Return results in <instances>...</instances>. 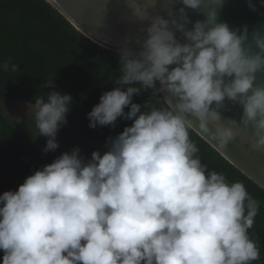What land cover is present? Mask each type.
<instances>
[{"label": "clouds", "instance_id": "obj_1", "mask_svg": "<svg viewBox=\"0 0 264 264\" xmlns=\"http://www.w3.org/2000/svg\"><path fill=\"white\" fill-rule=\"evenodd\" d=\"M149 2L155 7L157 0ZM208 2L182 0L174 11V0H168L170 19L155 15L139 49H119L116 87L87 114L92 128L115 126L117 118L132 120L108 138L106 152L93 151L85 161L73 148L27 176L18 190L0 194V264H252L260 259L249 233L257 200L242 182L230 183L223 173L207 169L190 129L196 127L223 150L242 126L251 130L253 148L264 147V84L254 83L256 73L264 72V31L253 30L249 41L246 25L234 30L218 21L223 0L205 7ZM129 3L143 19L145 5ZM186 8L203 9L205 19L188 28ZM18 70L12 63L11 71ZM149 89L165 106L141 111L133 95ZM225 98L243 106L239 122L224 123L218 109ZM32 105L37 135L47 138L43 152L55 151L72 97L53 90Z\"/></svg>", "mask_w": 264, "mask_h": 264}, {"label": "trees", "instance_id": "obj_2", "mask_svg": "<svg viewBox=\"0 0 264 264\" xmlns=\"http://www.w3.org/2000/svg\"><path fill=\"white\" fill-rule=\"evenodd\" d=\"M6 61L10 62L7 72L2 69ZM12 63L19 65L18 71H11ZM119 75V53L83 36L45 0H0V102L23 98L34 104L36 98L46 100L53 90L69 94L72 105L66 115L67 122L57 134L76 137L85 149L93 152L99 150L101 142L115 138L132 124V120L117 118L115 126L89 127L87 114L104 92L116 87L113 81ZM133 102L142 105L141 111L165 106L163 97L153 96L150 89L134 94ZM190 138L209 171L223 173L230 183L242 182L257 200L259 211L249 233L258 242L260 259L252 263L264 264V189L193 129ZM0 160L13 176L25 180L54 158L8 123L0 110ZM2 257L0 251V261Z\"/></svg>", "mask_w": 264, "mask_h": 264}, {"label": "water", "instance_id": "obj_3", "mask_svg": "<svg viewBox=\"0 0 264 264\" xmlns=\"http://www.w3.org/2000/svg\"><path fill=\"white\" fill-rule=\"evenodd\" d=\"M55 8L67 22L77 31L88 38L93 43L119 53L122 46H129L139 49V42L146 35L145 29L150 23V19L159 14L166 19L167 9L171 5L168 0H157L156 6H151L149 0H140L147 9L145 17H138L129 0H45ZM255 5V10L249 4ZM182 5V0H174L172 7L178 10ZM211 2L205 5L210 7ZM187 14L192 23L205 19L203 9L186 8ZM218 21L226 22L231 29H241L247 26L249 30V41L251 33L258 29L264 31V0H223L218 7ZM181 43L185 42L179 31L175 32ZM255 48V45H253ZM258 50V49H257ZM170 65L169 67H174ZM255 84H264V72L256 73ZM211 107H215V102ZM228 123L227 119H236L238 122L243 112V106L238 102L225 98L224 106L218 109ZM215 150L224 156L229 162L236 166L241 172L252 179L257 185L264 189V147L253 148L254 137L251 130L245 131L242 126L237 129L236 140L232 141L223 150H219L216 143L200 134L196 127L192 128Z\"/></svg>", "mask_w": 264, "mask_h": 264}, {"label": "rangeland", "instance_id": "obj_4", "mask_svg": "<svg viewBox=\"0 0 264 264\" xmlns=\"http://www.w3.org/2000/svg\"><path fill=\"white\" fill-rule=\"evenodd\" d=\"M0 110L4 118L8 121V123H10L17 130L26 134L31 139L32 143L43 152V148L46 145L47 138L42 135H37L38 130L35 126L34 107L30 102L23 98H19L11 103L0 102ZM17 117H20L19 122H15ZM56 140L58 142V148L55 151H49L47 153L44 152L46 155L55 159L62 153H70L73 148L78 147L80 149L79 154L85 159V161L91 159L92 151L85 149L77 141L76 137H68L61 134H57ZM107 150V141L101 142L99 152L103 154ZM23 182L24 180L13 176L8 170V168L0 160V194H3L5 191L8 190H18L19 185H21Z\"/></svg>", "mask_w": 264, "mask_h": 264}]
</instances>
